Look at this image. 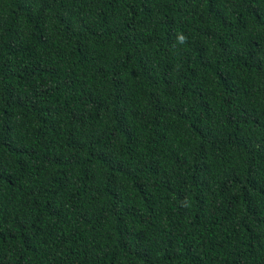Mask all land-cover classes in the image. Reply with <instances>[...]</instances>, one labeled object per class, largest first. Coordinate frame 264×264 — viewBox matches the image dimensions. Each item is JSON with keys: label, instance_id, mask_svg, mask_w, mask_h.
Instances as JSON below:
<instances>
[{"label": "trees", "instance_id": "trees-1", "mask_svg": "<svg viewBox=\"0 0 264 264\" xmlns=\"http://www.w3.org/2000/svg\"><path fill=\"white\" fill-rule=\"evenodd\" d=\"M0 264H264V0H0Z\"/></svg>", "mask_w": 264, "mask_h": 264}]
</instances>
